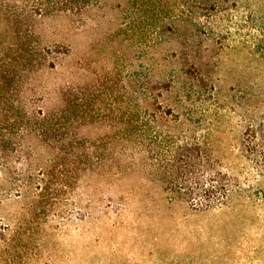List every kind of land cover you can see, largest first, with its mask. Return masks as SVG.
I'll return each instance as SVG.
<instances>
[{
	"label": "rangeland",
	"instance_id": "1",
	"mask_svg": "<svg viewBox=\"0 0 264 264\" xmlns=\"http://www.w3.org/2000/svg\"><path fill=\"white\" fill-rule=\"evenodd\" d=\"M43 1L0 0V124L17 101L23 112L38 113L88 99L95 119L80 120L77 133L102 137L115 125L102 115L138 104L143 82L153 88L161 74L187 64L192 47L218 85L223 149H238L251 124L263 128L264 0H85L78 11L42 14ZM175 17L183 19L178 32L165 31L161 43L160 20ZM25 49L45 51L37 61ZM23 139L41 144L33 135ZM46 154L34 164L42 166ZM111 169L81 175L73 205L63 209L78 220L34 225L38 251L37 239L14 242L9 253L0 243V264H264V202L235 201L201 215L170 203L147 172L121 178ZM23 204L4 205V222L15 228Z\"/></svg>",
	"mask_w": 264,
	"mask_h": 264
},
{
	"label": "trees",
	"instance_id": "2",
	"mask_svg": "<svg viewBox=\"0 0 264 264\" xmlns=\"http://www.w3.org/2000/svg\"><path fill=\"white\" fill-rule=\"evenodd\" d=\"M79 2L86 3L45 0L40 11L57 12L63 10L60 6L78 11ZM156 4L163 9V4ZM181 21V17L161 19L159 41L165 31L176 34ZM194 50L191 47V55L186 54L187 64L161 74L153 88L143 82L138 104L129 101L125 111L102 115L115 124L102 137L83 139L77 133L85 125L82 120L95 119L88 99L74 105L68 100L55 111L38 113L23 112L18 101L11 105L0 124V210L9 203H24L22 209L27 210L15 228L0 216V243L7 253L16 241L37 239L31 233L34 225L78 220L63 209L73 205L71 197L81 175L106 166L116 177L147 172L146 180L160 187L170 203L186 205L201 215H216L235 201L243 206L264 202V119L259 121L263 128L249 124L237 150L223 149L218 143L223 118L218 85ZM44 51L23 52L38 61ZM74 91L69 87L66 93ZM30 135L41 144H25L23 138ZM46 151L45 163L35 165ZM226 167L233 172L225 171ZM51 212H55L52 217ZM40 240L33 241L37 251Z\"/></svg>",
	"mask_w": 264,
	"mask_h": 264
}]
</instances>
